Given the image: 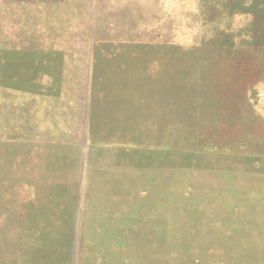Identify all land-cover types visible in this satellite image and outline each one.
<instances>
[{
  "label": "rangeland",
  "instance_id": "rangeland-1",
  "mask_svg": "<svg viewBox=\"0 0 264 264\" xmlns=\"http://www.w3.org/2000/svg\"><path fill=\"white\" fill-rule=\"evenodd\" d=\"M0 264H264V0H0Z\"/></svg>",
  "mask_w": 264,
  "mask_h": 264
}]
</instances>
